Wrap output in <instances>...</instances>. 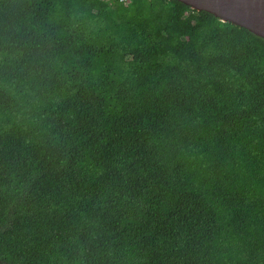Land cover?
<instances>
[{
	"label": "trees",
	"instance_id": "16d2710c",
	"mask_svg": "<svg viewBox=\"0 0 264 264\" xmlns=\"http://www.w3.org/2000/svg\"><path fill=\"white\" fill-rule=\"evenodd\" d=\"M0 264H264V39L176 0H0Z\"/></svg>",
	"mask_w": 264,
	"mask_h": 264
},
{
	"label": "water",
	"instance_id": "95a60500",
	"mask_svg": "<svg viewBox=\"0 0 264 264\" xmlns=\"http://www.w3.org/2000/svg\"><path fill=\"white\" fill-rule=\"evenodd\" d=\"M264 39V0H176Z\"/></svg>",
	"mask_w": 264,
	"mask_h": 264
},
{
	"label": "built area",
	"instance_id": "2783aa9c",
	"mask_svg": "<svg viewBox=\"0 0 264 264\" xmlns=\"http://www.w3.org/2000/svg\"><path fill=\"white\" fill-rule=\"evenodd\" d=\"M121 1H123V0H121Z\"/></svg>",
	"mask_w": 264,
	"mask_h": 264
}]
</instances>
